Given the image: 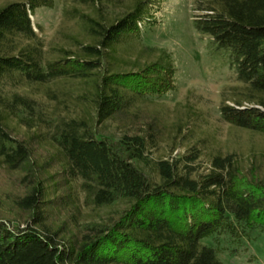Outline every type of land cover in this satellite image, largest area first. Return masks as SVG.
<instances>
[{
	"label": "trees",
	"instance_id": "16d2710c",
	"mask_svg": "<svg viewBox=\"0 0 264 264\" xmlns=\"http://www.w3.org/2000/svg\"><path fill=\"white\" fill-rule=\"evenodd\" d=\"M92 1L98 12L113 2L119 10L109 17L99 12L100 19L74 10L95 43H79L78 53L64 50L68 55L53 61L45 60L32 16L52 8L54 0L0 6V166L20 175L22 192L14 204L27 215L24 225L0 216V264H225L204 239L223 233L241 239L264 228L260 165L245 167L235 154H214L200 171L193 149L159 160L152 175L139 165L160 136L152 122L145 133L111 141L98 137L87 120H55L32 97L8 89L23 79L37 85L91 82L96 126L127 114L138 99L175 88L176 67L165 51L138 70L106 67L116 48L138 41L143 22L152 21L151 0ZM194 7L195 32L228 53L244 86L243 99L222 104V119L264 135V0H196ZM22 110L31 116L18 115ZM15 115L30 128L47 123L56 168L38 157L44 136L14 134L7 118ZM79 191L98 207L117 201L126 206L108 221L82 226Z\"/></svg>",
	"mask_w": 264,
	"mask_h": 264
},
{
	"label": "rangeland",
	"instance_id": "374dc122",
	"mask_svg": "<svg viewBox=\"0 0 264 264\" xmlns=\"http://www.w3.org/2000/svg\"><path fill=\"white\" fill-rule=\"evenodd\" d=\"M13 1L17 0H0V6ZM195 2L151 0L152 21L143 22L138 41L117 47L113 57L108 59L106 67L110 65L114 71L127 72L145 67L165 51L176 67L173 90L160 97L136 100L127 114L94 126L92 99L95 87L83 80L58 79L37 85L23 79L8 85V89L32 97L39 109L55 120H87L98 137L111 141H118L128 133H145L148 123L152 122V128L159 129L160 136L157 144L147 152L148 160L139 164L152 175L159 160L178 159L193 149H198L200 154L195 162L200 171L208 167L214 154H235L245 167L260 165L264 174V135L237 128L221 117L223 103L234 105L236 99L244 98V86L229 64L228 53L217 50L209 39L195 32L192 22L193 15L198 13L194 10ZM93 3L92 0H54L52 8L36 9L32 23L43 43L46 61L66 57L68 54L64 50L78 53L79 43H95L74 10L97 19H100V13L109 17L119 10V3L113 2L107 12L99 13ZM42 72H45L44 68ZM18 115L31 116L24 110ZM18 115L8 116V126L16 136L27 140L35 134L44 136L37 151L38 157L41 162L49 160L50 167L56 168V161L52 160L56 147L48 139L52 131L48 132L47 123L37 122L30 128L20 122ZM20 179L17 172L0 166V216L24 225L27 215L14 204L22 192ZM79 204L82 226L108 221L126 206L124 201H117L98 207L81 191ZM204 242L217 249L225 264H264V228L251 230L241 239L223 233L206 238Z\"/></svg>",
	"mask_w": 264,
	"mask_h": 264
}]
</instances>
